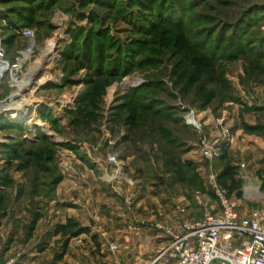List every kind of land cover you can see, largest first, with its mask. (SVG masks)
I'll return each instance as SVG.
<instances>
[{
	"label": "rangeland",
	"instance_id": "obj_1",
	"mask_svg": "<svg viewBox=\"0 0 264 264\" xmlns=\"http://www.w3.org/2000/svg\"><path fill=\"white\" fill-rule=\"evenodd\" d=\"M263 38L264 0H0L5 58L25 59L0 82V247L19 264H175L158 225L215 205L209 170L240 178L237 130L264 139ZM69 218L91 234L65 251Z\"/></svg>",
	"mask_w": 264,
	"mask_h": 264
},
{
	"label": "built area",
	"instance_id": "obj_2",
	"mask_svg": "<svg viewBox=\"0 0 264 264\" xmlns=\"http://www.w3.org/2000/svg\"><path fill=\"white\" fill-rule=\"evenodd\" d=\"M30 32L24 33L29 35ZM20 61L24 63L25 59ZM18 65H11L5 58L0 41V82ZM192 121L189 124L199 129L200 126ZM200 147L201 154L207 159H213L219 152V148L206 138L201 139ZM205 185L216 207L209 209L204 205L201 218L185 219L180 232L158 225L170 239L167 255L175 264H264V207L247 217L241 216L237 198L219 184L218 174L213 170L207 172ZM0 264H18V259H4L0 253Z\"/></svg>",
	"mask_w": 264,
	"mask_h": 264
},
{
	"label": "crops",
	"instance_id": "obj_3",
	"mask_svg": "<svg viewBox=\"0 0 264 264\" xmlns=\"http://www.w3.org/2000/svg\"><path fill=\"white\" fill-rule=\"evenodd\" d=\"M236 136L238 140L231 148L236 152L235 165L240 167L241 176L239 179L243 184L242 197L237 201L241 216L247 217L253 211L264 207V139L256 135H241L240 130L236 131ZM214 206L216 207V203ZM173 213L172 215L165 214V216L172 220L176 215V212ZM200 218L201 215L193 219ZM181 222L176 227H180L179 230L182 229ZM11 250L6 251L0 247L1 256L4 259L12 257Z\"/></svg>",
	"mask_w": 264,
	"mask_h": 264
},
{
	"label": "trees",
	"instance_id": "obj_4",
	"mask_svg": "<svg viewBox=\"0 0 264 264\" xmlns=\"http://www.w3.org/2000/svg\"><path fill=\"white\" fill-rule=\"evenodd\" d=\"M254 10L255 8L253 6L249 7L244 11L237 22H235L234 24H227V28H229L228 30L231 31L233 38H235V36L239 33V28L243 26L245 18L249 16L248 14H250ZM262 41H264V38L262 39ZM223 152V157L225 158L226 150H224ZM218 181L219 184L228 191L229 195L235 196L237 199H240L242 197V182L238 178L237 168L233 166H227L222 172L218 173ZM41 218L42 217L40 215H35L31 224L32 231L36 228V225L39 223ZM54 233L56 236L61 235L63 236V238H65V251L67 250L69 242L72 239L77 238L83 234H91L88 228L81 227L79 223L72 218L67 219L65 223L57 224L54 228Z\"/></svg>",
	"mask_w": 264,
	"mask_h": 264
},
{
	"label": "bare ground",
	"instance_id": "obj_5",
	"mask_svg": "<svg viewBox=\"0 0 264 264\" xmlns=\"http://www.w3.org/2000/svg\"><path fill=\"white\" fill-rule=\"evenodd\" d=\"M51 50H52V48H51V49L48 48V49L45 51V54L47 55V57H51V58L53 57V54H54V53L52 52L53 50H52V51H51ZM1 75H2V74H0V76H1ZM33 75H34V73L32 74L31 78L33 77ZM23 105H24V104H21V103L17 105V103L15 102L14 105H12L10 108H13V109H18V108H19L18 111H20V109H22L21 107H23ZM194 120H195V119H194Z\"/></svg>",
	"mask_w": 264,
	"mask_h": 264
}]
</instances>
